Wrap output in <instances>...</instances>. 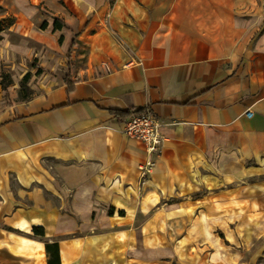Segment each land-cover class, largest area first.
<instances>
[{
    "label": "crops",
    "instance_id": "obj_1",
    "mask_svg": "<svg viewBox=\"0 0 264 264\" xmlns=\"http://www.w3.org/2000/svg\"><path fill=\"white\" fill-rule=\"evenodd\" d=\"M35 1L0 20L74 65L0 92V264H57L52 243L59 264H264V0ZM139 109L166 123L152 156L122 132Z\"/></svg>",
    "mask_w": 264,
    "mask_h": 264
},
{
    "label": "rangeland",
    "instance_id": "obj_2",
    "mask_svg": "<svg viewBox=\"0 0 264 264\" xmlns=\"http://www.w3.org/2000/svg\"><path fill=\"white\" fill-rule=\"evenodd\" d=\"M61 4L65 5L63 0H55V5L58 8L54 9L58 12L65 11ZM32 5L44 12L42 7L45 8V6L39 0H36ZM45 13L50 15L48 12ZM43 18L44 16L38 13L33 17L32 21L38 22ZM2 20L3 25L9 24V28L14 23V17L11 14ZM6 34L9 37V59L0 63V92L8 89L9 91L6 93L7 98L13 94L14 98L19 99L24 91L33 96L38 93L41 81L45 77H62L65 71L74 65L71 63L69 57L60 49H50L47 46L40 45L38 47H30L26 51L25 48L18 47L19 35L13 32L12 28L6 32L3 30L0 32V45L4 43ZM34 44L33 42L29 43L30 46ZM26 74H28V78L23 80ZM4 83H9V85L4 87Z\"/></svg>",
    "mask_w": 264,
    "mask_h": 264
},
{
    "label": "built area",
    "instance_id": "obj_3",
    "mask_svg": "<svg viewBox=\"0 0 264 264\" xmlns=\"http://www.w3.org/2000/svg\"><path fill=\"white\" fill-rule=\"evenodd\" d=\"M247 112L252 113L251 110ZM165 125L166 123L156 120L148 111H136L125 118L122 132L131 138L144 142L147 153L152 156L159 151L162 144L164 137L162 128ZM152 163V158H149L140 166V169L149 172Z\"/></svg>",
    "mask_w": 264,
    "mask_h": 264
},
{
    "label": "trees",
    "instance_id": "obj_4",
    "mask_svg": "<svg viewBox=\"0 0 264 264\" xmlns=\"http://www.w3.org/2000/svg\"><path fill=\"white\" fill-rule=\"evenodd\" d=\"M63 24L62 23H57V19L53 20V27L54 28H60ZM5 25H3V20H0V32L3 30V27ZM28 78V74H26L23 77V80H26ZM9 83H4L3 86L6 87L8 86ZM32 97V95H30L28 92L24 91L22 92L21 96H20V100H27L30 99ZM138 111H142L141 109H139ZM121 115H126L127 113H121ZM36 230H38L36 227L33 228V232L35 234H43L42 229H40V232H36ZM51 245H49L47 242H45V247L48 249V247H50ZM53 249H52V253L55 254V257L57 258V264L58 263V248H57V244L56 243H52ZM47 264H52L50 261L47 262Z\"/></svg>",
    "mask_w": 264,
    "mask_h": 264
}]
</instances>
